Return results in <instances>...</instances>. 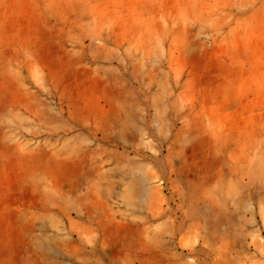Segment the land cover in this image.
<instances>
[{
	"label": "rangeland",
	"instance_id": "374dc122",
	"mask_svg": "<svg viewBox=\"0 0 264 264\" xmlns=\"http://www.w3.org/2000/svg\"><path fill=\"white\" fill-rule=\"evenodd\" d=\"M232 209L234 253L181 244ZM29 251L264 264V0H0V264Z\"/></svg>",
	"mask_w": 264,
	"mask_h": 264
},
{
	"label": "crops",
	"instance_id": "0c3cea01",
	"mask_svg": "<svg viewBox=\"0 0 264 264\" xmlns=\"http://www.w3.org/2000/svg\"><path fill=\"white\" fill-rule=\"evenodd\" d=\"M245 124L248 128L252 126V123L250 121L245 119ZM246 127V130L248 128ZM237 172V173H235ZM235 175L238 176L237 180L243 184V179L239 175L238 171L235 169L234 171ZM216 219L222 218V215L220 212L216 213L215 215ZM224 217V216H223ZM252 215L251 212L248 211V213H239V212H234L233 209L228 212V214L225 216L226 220L223 221L222 225L216 226L215 229H210L209 225H203L205 223V220L201 221L200 219L198 220L199 228L196 229L195 231H190L189 233L186 234H181V244H185L184 241L186 238H192V242L189 245H184L185 248H190L195 243H200L202 242L203 244H207L208 247L210 248H217L219 251V255L221 256L222 259H225V255L227 257L228 254L234 253L235 250L234 248L237 247V243L235 242L234 239L239 238L242 234H245V236H251L250 234L256 230L254 228H251L249 226V223L247 220L248 218L251 219ZM239 218L241 220L240 225H237L235 223V219ZM93 231H91L87 234H92ZM262 233V231H261ZM92 236V235H90ZM210 239H215L213 242ZM196 240V241H195ZM232 250H231V249ZM227 250V252L225 251ZM23 255L26 256L27 262L31 263L30 261H36V264H46L44 259H45V254L39 252V251H29L24 253ZM102 258V257H101ZM35 264V263H33Z\"/></svg>",
	"mask_w": 264,
	"mask_h": 264
}]
</instances>
